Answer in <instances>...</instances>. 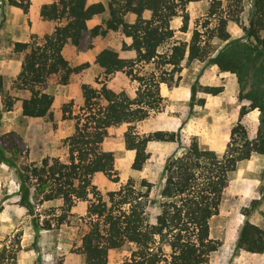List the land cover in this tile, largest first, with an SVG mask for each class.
<instances>
[{
    "label": "trees",
    "instance_id": "trees-1",
    "mask_svg": "<svg viewBox=\"0 0 264 264\" xmlns=\"http://www.w3.org/2000/svg\"><path fill=\"white\" fill-rule=\"evenodd\" d=\"M198 1L202 0H110L106 7L89 0H55L41 8L44 20L59 24L53 32L45 34L41 44H14V51L24 53V59L13 82L16 95L8 94L4 105L7 110L20 109L28 117L50 120L53 96L44 91V86L53 80L67 84L80 70L62 53L67 43L78 46L88 30L94 40L120 30L129 41L123 43L122 50L134 54L126 58L107 46L96 56L106 77L120 72L137 81L133 94L118 91L106 81L83 85L78 112L66 105L62 108L64 118L75 120L74 133L63 142L64 159L46 157L40 164L20 171V202L28 211L34 208L33 188L38 190L41 203L62 201L60 214L55 217L58 225L67 222L79 202L86 204L87 231L81 241L86 264H107L109 252L123 248L130 255L121 264H210L211 255L221 246L210 234V220L219 213L229 175L254 153L264 154V139H251L242 123L233 127L222 153L201 148L196 140L184 146L175 132L142 135L135 130L138 122L163 108L161 85L169 89L178 86L182 63L206 57L207 32L208 39L220 42L231 37L228 25L236 18L223 10L221 0H208L205 26L211 19L215 26L206 32L193 30L188 41L174 39L173 20L182 17V31L189 32L186 9ZM9 3L28 10V4L17 0ZM253 7L247 36L264 48L259 35L264 31V0H253ZM105 12L109 14L105 23L89 29L88 23ZM129 14L135 16L133 22L125 19ZM254 51L248 43L231 41L214 61L222 70L236 73L244 87L251 88L256 74ZM253 94L250 89L246 96L253 99ZM252 103L251 109L261 105L254 99ZM121 125L127 126L126 148L136 151L135 170H143L149 160V143L177 142L178 146L163 160L156 182L128 177L118 189L103 193L95 183L97 175L103 174L115 183L121 180L115 153L103 147L110 129ZM34 226L37 230L50 229L52 223L42 227L34 220ZM245 252L264 253V229L251 222H246L239 233L235 256Z\"/></svg>",
    "mask_w": 264,
    "mask_h": 264
},
{
    "label": "rangeland",
    "instance_id": "rangeland-1",
    "mask_svg": "<svg viewBox=\"0 0 264 264\" xmlns=\"http://www.w3.org/2000/svg\"><path fill=\"white\" fill-rule=\"evenodd\" d=\"M17 1L28 4V10L11 5L9 0H0V264H86L81 251L82 237L87 231L86 204L79 202L67 222L58 225L55 217L60 214L62 201L41 203L38 190L33 188L34 208L30 212L20 202V171L26 166L40 164L46 157L64 159L66 149L63 142L74 133L75 120L64 118L62 108L66 105L78 112L83 85L96 86L97 81H106L118 91L133 94L138 87L137 81L120 72L106 77L96 63V56L107 46L115 48L126 58L134 54L122 50L123 43L129 41L120 30L109 31L99 40L91 39L88 30L78 46L67 43L62 50L70 65L80 67V70L67 84L53 80L43 88L53 96L52 120L25 116L20 109L7 110L4 98L8 94L16 95L13 82L24 59V53L14 51L18 36L27 33L26 42L41 44L43 36L51 34L59 25L41 17L42 0H35L39 4L36 7L34 0ZM54 1L45 0V4ZM109 1L89 0V3H102L107 7ZM221 2L223 10L238 20L229 22L230 39L220 42L217 38L208 39L209 33H206V57L182 63L178 86L169 89L161 85L163 108L152 111L148 118L138 122L137 133L175 132L184 146L196 140L201 148L218 153L226 149L231 131L238 123L246 127L251 139H264V48L262 43L247 36L250 19L255 13L253 0ZM208 4V0H202L187 6L189 32L182 31V17L173 20L175 40L188 41L193 30L206 32L215 26L214 19L205 26ZM108 18V12L98 15L88 23V28L104 24ZM125 19L133 22L135 16L129 14ZM21 26L28 27L30 32L22 31ZM259 35L264 39V31ZM237 40L250 44L255 50L256 74L251 88L244 87L236 73L222 70L214 61L220 50ZM250 89L261 109L250 108L254 104L253 99L246 96ZM243 108L246 110L244 114ZM126 131V125L112 128L104 141V149L116 155L121 180L115 183L103 174L97 175L95 183L103 193L118 189L128 177L156 182L163 160L178 146L177 142L149 143V160L143 170H135L132 165L136 151L126 148ZM229 178L230 184L223 193L219 213L210 220V234L221 243L219 250L211 255L210 264H264V253L245 252L235 256L239 233L246 222L264 229V154L254 153L250 159L240 162ZM34 220H38L42 227L51 222L52 228L37 230ZM129 255L127 248L112 250L107 264H121Z\"/></svg>",
    "mask_w": 264,
    "mask_h": 264
},
{
    "label": "crops",
    "instance_id": "crops-1",
    "mask_svg": "<svg viewBox=\"0 0 264 264\" xmlns=\"http://www.w3.org/2000/svg\"><path fill=\"white\" fill-rule=\"evenodd\" d=\"M42 6L43 5H45V0H42ZM48 4H51V3H49V2H47ZM37 5H39V4H37V3H35V0H34V7H36ZM42 8V7H41ZM40 14H41V11H40ZM39 14V15H40ZM42 17V16H41ZM20 29H22V31H25V30H27L28 31V33L30 32L29 31V28L27 27H25V26H21V27H19ZM23 34H24V36L23 37H20V36H18V38H17V42H26V41H28V39H26V38H28V34L27 33H24L23 32ZM26 34V35H25Z\"/></svg>",
    "mask_w": 264,
    "mask_h": 264
}]
</instances>
